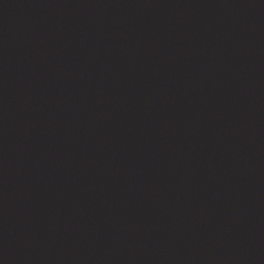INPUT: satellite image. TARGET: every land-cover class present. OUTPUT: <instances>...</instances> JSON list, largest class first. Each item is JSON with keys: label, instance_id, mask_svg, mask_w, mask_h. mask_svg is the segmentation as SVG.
<instances>
[{"label": "water", "instance_id": "1", "mask_svg": "<svg viewBox=\"0 0 264 264\" xmlns=\"http://www.w3.org/2000/svg\"><path fill=\"white\" fill-rule=\"evenodd\" d=\"M0 264H264V0H0Z\"/></svg>", "mask_w": 264, "mask_h": 264}]
</instances>
